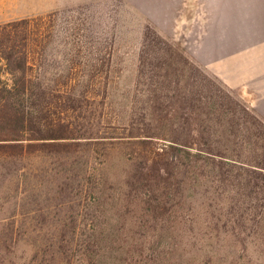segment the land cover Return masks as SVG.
I'll list each match as a JSON object with an SVG mask.
<instances>
[{
    "label": "rangeland",
    "instance_id": "1",
    "mask_svg": "<svg viewBox=\"0 0 264 264\" xmlns=\"http://www.w3.org/2000/svg\"><path fill=\"white\" fill-rule=\"evenodd\" d=\"M254 1L259 0H0V25L43 18L32 63L46 92L61 102L48 107L79 137H89L84 143H102L28 161L26 199L15 207L17 180H9L0 220L25 213L28 228L43 231L60 219L79 220L81 229L96 227V220H84L79 196L72 201L74 194L57 187L72 176L71 168L89 167L93 180L107 179L108 194L111 188L120 193L129 159L166 143L174 127L210 129L206 104L214 91L225 105L214 123L219 147L233 144L225 138L232 130L229 117L234 119L224 114L227 95L264 120V27L253 14ZM227 59L235 62L225 65ZM131 135L154 139L146 146ZM84 195L94 203L97 186ZM27 247L23 242L12 250V264L23 263L31 253ZM255 258L254 264H264Z\"/></svg>",
    "mask_w": 264,
    "mask_h": 264
},
{
    "label": "trees",
    "instance_id": "2",
    "mask_svg": "<svg viewBox=\"0 0 264 264\" xmlns=\"http://www.w3.org/2000/svg\"><path fill=\"white\" fill-rule=\"evenodd\" d=\"M42 22L0 25V202L16 179L15 207L26 199L28 161L102 144L84 143L89 137H79L48 107L61 102L46 92L32 63ZM227 98L224 114L234 119L225 138L233 144H217L214 123L225 105L214 91L206 104L210 129L174 127L166 143L129 159L120 193L111 188L108 194L107 179L93 180L89 167L71 168L72 176L57 187L74 194L72 201L79 196L84 220H96V227L60 219L43 231L28 228L25 213L1 219L0 264H12L9 255L23 242L31 253L17 264H254L256 256L264 258V120L236 97ZM130 137L146 146L154 139ZM91 185L97 186L94 203L84 198Z\"/></svg>",
    "mask_w": 264,
    "mask_h": 264
},
{
    "label": "crops",
    "instance_id": "3",
    "mask_svg": "<svg viewBox=\"0 0 264 264\" xmlns=\"http://www.w3.org/2000/svg\"><path fill=\"white\" fill-rule=\"evenodd\" d=\"M254 6L253 9V14L259 15L260 16V20L263 23V27H264V0H259L257 2H253L252 4ZM264 32V29H263ZM264 37V35H263ZM264 46V44H263ZM260 57L264 58V55H261ZM235 61H233L232 59H227V61L224 63L225 65H230L233 64ZM263 63V74H261L262 77H264V60L262 61ZM264 84V83H263ZM264 115V112H263Z\"/></svg>",
    "mask_w": 264,
    "mask_h": 264
}]
</instances>
